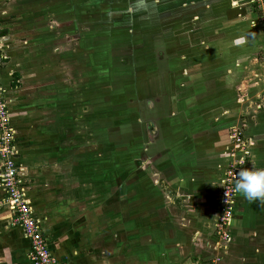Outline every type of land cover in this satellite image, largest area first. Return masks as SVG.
Segmentation results:
<instances>
[{"label": "crops", "instance_id": "1", "mask_svg": "<svg viewBox=\"0 0 264 264\" xmlns=\"http://www.w3.org/2000/svg\"><path fill=\"white\" fill-rule=\"evenodd\" d=\"M216 1L207 13L208 22L219 14L226 16L227 24L250 15L251 0ZM42 11L41 0H0V76L16 131L15 160L21 180L33 216L41 222L56 255L71 264H207L214 258L220 259L219 264H264V204L249 202L237 193L224 249L218 247L215 232L233 129H240L248 144L246 170L264 169V78H260L264 67L254 64V47L251 61L245 66L236 62L238 72L229 69L218 74L214 64L198 65L192 70L208 77L181 85L186 105L165 117L170 131L173 124L181 130L179 140L183 148L188 146V153L169 155V167H174L166 170L170 174L149 177L153 191L145 198L148 208L138 224L144 205L136 198L137 191L103 194L98 145L93 146L98 143L95 134L83 130L91 121L86 104L80 109L69 104L66 114L57 107V81L68 85L75 99L70 75L61 73L62 79H57L54 74L57 66L65 67V60H53L54 55H65L56 42L70 43L73 36L70 40L67 33L60 39L50 36L54 24L49 26L51 17L42 21ZM257 22H250L253 28ZM42 28L47 34H41ZM209 51L214 56L219 53ZM247 103L255 107L252 112ZM150 126L148 142L153 150L159 131L155 122ZM82 164L92 165L94 177L84 176ZM5 199L0 184V264H31L29 242L12 225ZM125 199L132 209L120 213L122 229L112 228L103 210L112 204L119 208Z\"/></svg>", "mask_w": 264, "mask_h": 264}, {"label": "rangeland", "instance_id": "2", "mask_svg": "<svg viewBox=\"0 0 264 264\" xmlns=\"http://www.w3.org/2000/svg\"><path fill=\"white\" fill-rule=\"evenodd\" d=\"M215 1L41 0L45 11L42 21L51 17L49 26L54 24L49 29L50 36L60 39L67 33L69 40L73 36L70 43L56 42L57 49H62L65 55H54L53 60L60 58L66 63L52 73L57 79H62L61 73L70 75L75 99H71L69 86L57 81V107L66 114L65 107L69 108V104L77 109L86 104L87 118L91 121L83 130L95 134L98 143L93 146L98 145L99 176L100 181L105 180L103 194L113 195L117 189L123 195L137 191L136 198L144 205L137 217L138 224L148 208L145 198L153 191L149 177L170 174L166 172L172 161L169 155L188 153V146L183 148L179 140L181 130L173 124L175 127L170 131L165 116L185 107L180 93L184 81L192 83L208 77L209 74H196L193 67L214 64L218 74L229 69L235 73L237 61H243L244 65L252 60L253 47L254 64L264 67V38L259 37L264 36V22H257L262 32L250 23L260 20L255 5L250 2L247 19L237 18L227 24L226 16L219 14L214 22H208L207 13ZM42 30V35L47 34L45 28ZM210 48L219 51L218 55L211 54ZM260 78H264L261 72ZM186 111L192 115V111ZM152 121L159 131L153 150L148 142ZM90 166H81L85 167V177H94ZM170 170L174 171V167ZM157 185L160 190V183ZM128 207L125 199L119 208L112 204L104 209L106 223L110 221V227L122 229L120 213H129L132 208Z\"/></svg>", "mask_w": 264, "mask_h": 264}, {"label": "built area", "instance_id": "3", "mask_svg": "<svg viewBox=\"0 0 264 264\" xmlns=\"http://www.w3.org/2000/svg\"><path fill=\"white\" fill-rule=\"evenodd\" d=\"M260 22H264V0H251ZM264 26V25H263ZM264 33V27H262ZM3 52L0 44V64ZM16 131L11 123V114L5 98V90L0 76V184L6 193L3 205L7 206L13 215L12 225L22 230L29 242V260L31 264H71L59 258L51 244L44 236L41 222L33 216L27 191L21 180V170L15 160ZM229 148V164L221 190L220 216L216 224L218 247L225 248L230 236L228 228L233 217V204L237 192L234 184L240 170L247 169L246 155L248 144L240 129L231 131ZM220 259L214 258L207 264H219Z\"/></svg>", "mask_w": 264, "mask_h": 264}, {"label": "clouds", "instance_id": "4", "mask_svg": "<svg viewBox=\"0 0 264 264\" xmlns=\"http://www.w3.org/2000/svg\"><path fill=\"white\" fill-rule=\"evenodd\" d=\"M234 189L249 202L264 204V169L240 170Z\"/></svg>", "mask_w": 264, "mask_h": 264}, {"label": "flooded vegetation", "instance_id": "5", "mask_svg": "<svg viewBox=\"0 0 264 264\" xmlns=\"http://www.w3.org/2000/svg\"><path fill=\"white\" fill-rule=\"evenodd\" d=\"M257 30H258L259 32L261 31V29H260L259 26H257ZM259 32H258V33H259ZM261 32H262V31H261ZM259 34H260V33H259ZM259 37H263V38H264V36H263L262 34H260Z\"/></svg>", "mask_w": 264, "mask_h": 264}]
</instances>
